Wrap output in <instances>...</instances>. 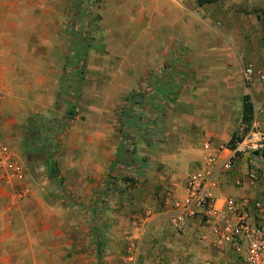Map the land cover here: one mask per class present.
Wrapping results in <instances>:
<instances>
[{
	"label": "rangeland",
	"instance_id": "374dc122",
	"mask_svg": "<svg viewBox=\"0 0 264 264\" xmlns=\"http://www.w3.org/2000/svg\"><path fill=\"white\" fill-rule=\"evenodd\" d=\"M164 1L159 0L156 27L162 40L159 59L144 74L129 67L139 37L128 27H118L126 26L135 13L126 8L130 0H68L67 11H61L67 36L63 76L50 105L29 114L41 116L42 134L32 130L34 123L28 130L32 141L26 145L25 123L19 132L21 150L7 146L17 177L0 172V264H234L224 255L216 258L217 252L202 244L192 224L179 231L168 222L174 233L159 241L152 217L159 213V191L149 190L150 181L158 185L159 170H148L142 160L135 164L133 157V163L124 164L123 155L109 165L115 134L126 137L129 150L159 132L164 107L153 84L159 83L162 69L173 72L176 87L164 102L173 105L170 111L189 133L229 146L232 133L239 136L244 94L255 103L258 123L264 125V95L242 78L245 66L264 63L258 60L262 55L253 58L258 42L251 32L243 33L238 19L251 12L239 8L236 0H181L182 12L175 15L172 0ZM80 3L88 11L82 13ZM32 13L20 11L12 17L18 39ZM137 13L150 19L140 9ZM259 14L262 18L264 7ZM172 15L183 20L175 23ZM113 19L117 21L111 25ZM4 24H11L6 14ZM188 33L194 35L190 41L183 39ZM2 47L5 57L10 50L15 56L8 45ZM219 50L228 52L226 63L211 57ZM9 92L16 94L14 89ZM136 95L139 102L133 100ZM71 108L72 116L67 115ZM3 110L11 121L16 111L12 106ZM48 162L56 168L54 175ZM261 179L264 174L253 186ZM259 199L264 203V196Z\"/></svg>",
	"mask_w": 264,
	"mask_h": 264
},
{
	"label": "crops",
	"instance_id": "0c3cea01",
	"mask_svg": "<svg viewBox=\"0 0 264 264\" xmlns=\"http://www.w3.org/2000/svg\"><path fill=\"white\" fill-rule=\"evenodd\" d=\"M161 2V4L165 3L163 0ZM67 3L68 0H0V92L2 93L0 97V116L2 120L0 122V135L2 134V139L11 150H21L19 132L26 123V118L35 110L38 111L39 108L50 105L55 96L57 79L63 76L66 63L62 54V47L63 44H67V36L66 31L62 30L64 21H62L61 11H67ZM236 3L239 8L251 12L247 15H244L245 12H243L238 19L243 26V33L248 35L251 32V37L258 42L253 58L257 59L262 55L259 57L261 59L258 58V60L263 59L264 62V15L261 18L259 14V10L264 7V0H236ZM182 4L181 0H172L171 5L175 6V15L181 14ZM80 5L82 4L80 3ZM126 5V8L134 10L135 13L131 15L130 20L125 22L126 26L120 25L118 27L125 28V31L128 27L131 34H136L139 37L136 44H133L135 45L134 49L132 48L133 45L131 46L133 50L129 67L132 73L144 74L149 66H153V60L155 58L159 59V44L161 45L159 41H162L159 40V30L156 28L159 26V0H130ZM82 6L88 11L87 4ZM83 8L81 7V9ZM138 9L145 12L146 17L150 16V19L145 21L143 20L144 15L142 18L139 17ZM20 11H32L33 13L30 17L31 20L28 18L24 24V35L22 34L18 39L12 17H15V12ZM4 14L8 17V23H11L7 26L13 27L10 30L6 29L7 26L4 24ZM175 15L171 17H173V21H176L175 23L179 24L183 18L181 19L180 16ZM64 19L66 20V18ZM116 21L111 20V25H114ZM118 27L116 29H120ZM5 33L8 34V38L1 39V34L4 35ZM118 33H121V31H118ZM190 36L194 37V35L188 33L183 39L187 38L190 41ZM2 43L4 45H1ZM12 43H14V47H12ZM6 45H8V51L10 49L15 51V56H11L12 51L10 50L11 53L8 57H5L2 46L5 47ZM37 45L40 49H37ZM64 47L66 48V45ZM221 52L223 51H216L211 57L214 56L215 61L220 64L226 63L230 56L227 51ZM253 65L263 67L264 63L258 61ZM134 68H138L137 71H132ZM162 71L166 74L161 73L163 76L159 78V83L153 84V87H158L160 107H164L163 113L159 116V126H157L159 132L156 131V137L150 136L148 139L144 138L136 141L137 143L135 142L132 148L127 150L125 149L126 137L122 139L120 135L115 134V136L113 135L115 140H113V145L109 149L113 150L109 158V165L118 156L123 155L124 164L131 160L133 163L134 158L137 159L135 164H139V161L142 160V164L149 167L148 170H159L158 185L155 186L150 181L149 188V190L155 188L159 191L157 195L159 198V213L152 216L154 219L153 225L159 234V241L167 237L169 233H174L173 228L168 223L170 206L167 207L165 204V190L170 188L176 197L183 195L185 177L201 160L203 144L210 140L209 138L204 139L197 133H189L179 118H176V115L170 111L173 105L166 104L164 100L170 92L175 91V80L171 76L173 72L165 69H162ZM13 89L16 94L11 95L9 91H13ZM257 94L260 95L258 92ZM5 101H8L10 105L4 104ZM11 106L16 113L12 114L13 116H10L11 121H8L3 109ZM253 107L255 108L254 102ZM262 119H264V116ZM212 144L217 145L214 142ZM10 149L8 148V150ZM132 150L134 152H131ZM122 152L123 154H120ZM130 152L133 156L130 155ZM128 155H130L129 158H127ZM245 169V162L237 160L232 170L226 173L221 191L226 194L246 193L258 198L264 196L262 194L263 179L254 186L245 184L242 187H235L233 185V179L243 175ZM191 226H196V232L200 236L201 228L195 223ZM201 242L205 247L217 252L216 258L224 255L229 261L236 264L234 254L212 248L207 241L201 240Z\"/></svg>",
	"mask_w": 264,
	"mask_h": 264
},
{
	"label": "built area",
	"instance_id": "2783aa9c",
	"mask_svg": "<svg viewBox=\"0 0 264 264\" xmlns=\"http://www.w3.org/2000/svg\"><path fill=\"white\" fill-rule=\"evenodd\" d=\"M242 78L264 95V66L248 64L242 70ZM253 109L252 121L239 124V139L232 146L205 142L201 160L185 177L183 195L176 197L167 188L164 198L170 206L168 218L172 227L182 231L197 224L200 238L212 248L234 254L237 264H264V203L251 194L221 191L226 173L237 160H243L246 169L233 179L235 187L253 185L262 175L264 125L258 123L256 108ZM9 154L0 140V172L17 177L18 168L9 160Z\"/></svg>",
	"mask_w": 264,
	"mask_h": 264
},
{
	"label": "trees",
	"instance_id": "16d2710c",
	"mask_svg": "<svg viewBox=\"0 0 264 264\" xmlns=\"http://www.w3.org/2000/svg\"><path fill=\"white\" fill-rule=\"evenodd\" d=\"M208 2L210 0H203L202 2ZM82 13H84L85 11V8L81 9L80 10ZM253 103L252 101L250 100V96L248 94H244L243 97H242V113H241V122H247V123H250V121H252V118H253ZM38 117H41L37 114H33V115H30L28 118H27V121H26V124H25V127H24V136H26L25 138V144L26 145H29V142L32 141L30 140L29 138V132L28 130L31 129V126L35 123V128H32L33 131H35V134H42L41 131H42V125L38 124V120L37 118ZM31 137H33V134L30 133ZM34 138V137H33ZM239 137L236 136V131H234L230 137V139L228 140V144L229 146H232L234 144V142L236 140H238ZM51 144V143H50ZM53 144V143H52ZM51 144V146H52ZM55 144H53L54 146ZM50 151V150H49ZM101 240L98 239V243H97V248H96V252H97V256H100L101 254Z\"/></svg>",
	"mask_w": 264,
	"mask_h": 264
},
{
	"label": "water",
	"instance_id": "95a60500",
	"mask_svg": "<svg viewBox=\"0 0 264 264\" xmlns=\"http://www.w3.org/2000/svg\"><path fill=\"white\" fill-rule=\"evenodd\" d=\"M133 100L139 102L141 100V97L136 95V96L133 97ZM74 113L75 112H74V110L72 108L67 110V115L72 116ZM48 168H49V174L50 175H54L56 173V168L52 165L51 162H48Z\"/></svg>",
	"mask_w": 264,
	"mask_h": 264
}]
</instances>
